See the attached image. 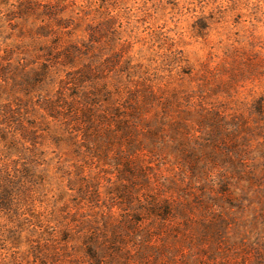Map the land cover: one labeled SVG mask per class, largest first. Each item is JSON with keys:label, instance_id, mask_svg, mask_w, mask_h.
<instances>
[{"label": "rangeland", "instance_id": "rangeland-1", "mask_svg": "<svg viewBox=\"0 0 264 264\" xmlns=\"http://www.w3.org/2000/svg\"><path fill=\"white\" fill-rule=\"evenodd\" d=\"M0 264H264V0H0Z\"/></svg>", "mask_w": 264, "mask_h": 264}]
</instances>
